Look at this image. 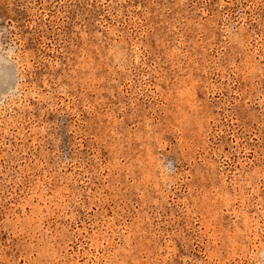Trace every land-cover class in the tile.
<instances>
[{
  "label": "rangeland",
  "instance_id": "1",
  "mask_svg": "<svg viewBox=\"0 0 264 264\" xmlns=\"http://www.w3.org/2000/svg\"><path fill=\"white\" fill-rule=\"evenodd\" d=\"M0 264H264V0H0Z\"/></svg>",
  "mask_w": 264,
  "mask_h": 264
}]
</instances>
